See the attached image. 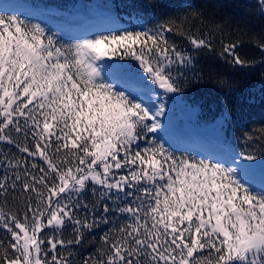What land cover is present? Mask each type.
<instances>
[{
    "label": "snow or ice",
    "instance_id": "1",
    "mask_svg": "<svg viewBox=\"0 0 264 264\" xmlns=\"http://www.w3.org/2000/svg\"><path fill=\"white\" fill-rule=\"evenodd\" d=\"M173 30L160 24L63 46L38 23L0 15V141L16 143L12 131L31 135L32 148L16 147L46 165H31L40 175L25 167L11 181L0 178V192L20 182L28 193L22 217L0 211V227L10 234L6 246L0 241V264H70L57 246L80 244L83 230L96 226L94 219L76 215L88 208L79 196L90 183L117 201L131 198L117 208L132 222L105 234L108 251L84 264H264V186L257 191L245 178L246 164L238 171L211 159L176 157L148 138L161 127L164 104L153 111L101 75L97 62L119 53L120 59H137L166 93L179 92L168 69L192 58L169 45L165 33ZM191 43L209 46L203 39ZM236 48L229 44L224 52L234 64L247 65ZM141 140L147 141L142 148ZM243 159L256 160L257 154ZM114 210L108 204L102 209ZM100 222L107 220L102 216ZM68 225L75 239L65 241L56 234ZM45 229L51 230L47 248L40 235Z\"/></svg>",
    "mask_w": 264,
    "mask_h": 264
},
{
    "label": "trees",
    "instance_id": "2",
    "mask_svg": "<svg viewBox=\"0 0 264 264\" xmlns=\"http://www.w3.org/2000/svg\"><path fill=\"white\" fill-rule=\"evenodd\" d=\"M0 15H17L38 23L63 46L114 31H147L160 24H170L174 30L165 33L169 45L192 58L191 63H176L168 69L181 89L178 93L190 106L188 114L176 119V124L187 128L192 122L199 128L197 115L214 120L224 114L228 122L222 142L213 148H204L202 141L192 135L175 136L170 129L165 133H149L148 138L164 143L176 157L211 159L227 167L223 154L236 150L261 156L264 152V48L261 47L264 9L260 0H0ZM192 39H203L209 46L197 48ZM229 44L237 45L236 51L241 59L248 61L247 65L232 62V57L224 52ZM119 55L108 57L111 61L105 66L111 71L104 68L103 59L97 62L101 75L118 90L128 92L148 106L147 94L156 93L160 87L152 82L137 59L131 56L120 59ZM221 81H226L228 86L221 87ZM10 134L16 143L32 148L31 135L25 139L15 131ZM146 142L141 140L140 147ZM16 143L0 141V178L8 176L11 181L15 174L23 175L25 167L40 175L38 168L31 165L46 167L44 161L20 151ZM25 160L27 164L23 163ZM17 162H21L19 168L14 166ZM19 183L7 194L0 192V211L22 217L28 193L21 190ZM104 192L102 186L90 183L79 196L88 208L77 209L76 215L89 221L94 219L96 226L83 230L80 244L57 246V253L67 257L70 264H84L89 257L103 258V253L108 251L103 240L105 234L114 235L115 228L132 222L130 214L120 213L117 208L131 203V198L117 201L114 195L105 196ZM31 195L34 197L35 193ZM104 204L115 210L104 213ZM102 216L106 223L100 222ZM56 235L65 241L75 239L71 225L63 229L62 235ZM50 236L51 230L45 229L43 247H49ZM9 239L10 234L0 227V241L6 246ZM51 254L47 259H51Z\"/></svg>",
    "mask_w": 264,
    "mask_h": 264
},
{
    "label": "rangeland",
    "instance_id": "3",
    "mask_svg": "<svg viewBox=\"0 0 264 264\" xmlns=\"http://www.w3.org/2000/svg\"><path fill=\"white\" fill-rule=\"evenodd\" d=\"M110 61L111 59L105 57L101 62L103 66H105ZM104 68L107 69V71L112 70L109 66H105ZM147 96H149L147 104L153 111H155L161 103L165 106L164 114L158 117L161 127L156 133H165L170 129L175 136L192 135L191 137H195L197 140L202 141L204 148H213L214 144L222 142L223 134L226 131L225 124L228 122L224 114L214 120H208L197 115L196 119H198V123L200 124L196 123L200 125L199 128L192 122L188 124L187 128H183L176 124V119L178 120L182 115L188 114L190 106L186 104L185 100L178 92L166 93L163 89L159 88V91L153 94H147ZM244 155L246 154L234 150L231 153L223 154L222 157L226 160L229 167L237 168L238 171L246 164L244 172L245 178L250 180L255 188L264 186V160H261L264 159V157L257 156L256 160L246 161L243 159ZM42 233L40 234L41 236Z\"/></svg>",
    "mask_w": 264,
    "mask_h": 264
}]
</instances>
